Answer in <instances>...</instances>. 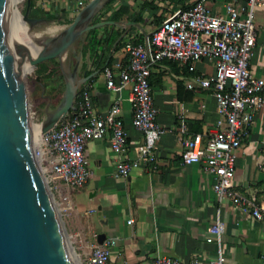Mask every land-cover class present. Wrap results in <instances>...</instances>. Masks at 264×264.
Instances as JSON below:
<instances>
[{
	"label": "crops",
	"instance_id": "1",
	"mask_svg": "<svg viewBox=\"0 0 264 264\" xmlns=\"http://www.w3.org/2000/svg\"><path fill=\"white\" fill-rule=\"evenodd\" d=\"M40 1L50 12L59 15L70 12L69 0ZM193 1L189 0L188 4ZM225 1L205 0V3L211 12L221 14ZM155 4L157 10L141 11V3L115 0L113 8L124 5L128 12L116 21L120 22L118 25L106 20L109 16L106 14L101 21L106 23L96 28L102 37L117 33L116 40L99 46L91 59L86 57L84 68L83 61L80 64L78 77H87L80 86L91 85L94 111L103 114L113 103L119 104L126 141L120 155L110 148V131L101 139L88 141L84 154L90 176L86 183L73 189L60 185L62 194L69 197L63 222L72 248L84 261L97 243V235L103 233L106 239L115 241L110 247L108 264H153L158 256H170L182 262L192 259L206 262L215 257V244L206 242V236L207 228L218 215L224 227L223 264H264V211L260 220L242 213L229 199L216 196L212 189L213 176L200 164L181 161L184 138L200 133L204 143L218 128L220 118L211 92L186 87L193 75H212L213 60L202 59L195 64L194 71L185 73L182 68L185 65L176 61L160 62L151 70L152 80L159 81L151 87L158 110L157 122L164 130L156 143V159L140 164L127 178L113 174L116 161L132 158V147L142 143L143 137L131 124L130 87L119 92L107 88L102 67H110L116 77L119 66L127 60L126 45L144 41L161 23L155 22L154 15L158 16L166 6L170 12L179 7L167 1ZM138 13V21H132L129 16ZM168 13L164 12L163 16ZM254 13L256 42L249 58V70L252 75L264 78V3ZM87 71L91 72L84 76ZM181 116L187 126L186 134L179 131ZM232 185L264 208L263 109L255 113L248 135L237 150ZM56 196L59 201V195Z\"/></svg>",
	"mask_w": 264,
	"mask_h": 264
},
{
	"label": "built area",
	"instance_id": "2",
	"mask_svg": "<svg viewBox=\"0 0 264 264\" xmlns=\"http://www.w3.org/2000/svg\"><path fill=\"white\" fill-rule=\"evenodd\" d=\"M69 2L80 10L89 0ZM263 3L264 0H227L221 14L211 12L205 0L193 1L185 9L178 7L169 12L144 41L126 45L127 61L119 66L116 77L110 67L103 69L107 88L119 92L130 87L131 124L143 137L142 143L132 147V158L116 161L115 177L127 178L140 164L156 159V143L164 130L157 122L158 110L149 83L151 70L160 62L176 61L194 71L197 62L208 58L213 60L214 73L193 75L186 87L211 92L220 118L218 128L204 143L200 133L184 138L181 161L200 164L212 175V189L219 199L227 198L242 213L262 219L264 208L235 190L232 179L237 150L248 135L255 113L264 110V78L252 75L249 70V58L256 42L254 12ZM90 87L79 86L77 110L41 134L36 148L37 159L43 165L40 169L48 173L49 190L59 195L63 211L68 210L69 197L62 194L60 185L72 189L82 187L90 176L84 154L86 143L101 139L110 131L111 150L120 155L125 149L126 133L119 116V104L113 103L103 114L95 112ZM179 131L187 132L182 116ZM131 222L127 220L128 224ZM223 229L218 215L207 228L206 242L216 247L213 259L182 262L174 257L158 256L153 264H223ZM114 243L113 239L106 238L96 243L82 264H108Z\"/></svg>",
	"mask_w": 264,
	"mask_h": 264
},
{
	"label": "water",
	"instance_id": "3",
	"mask_svg": "<svg viewBox=\"0 0 264 264\" xmlns=\"http://www.w3.org/2000/svg\"><path fill=\"white\" fill-rule=\"evenodd\" d=\"M25 1L22 21L32 26L39 19L28 16L30 0ZM107 1L89 0L67 26L37 42L41 49L34 58L27 51L20 56L19 65L28 58L37 75L45 73L43 66L48 70L49 64L57 62L63 76L62 96L46 111L41 134L75 108L78 88L87 77L76 74L77 56L71 71L64 70L63 59L86 32L106 23L91 24ZM21 47L16 48L26 50ZM17 64L15 0H0V264H77L37 162L27 94ZM104 239L105 234L97 235V243Z\"/></svg>",
	"mask_w": 264,
	"mask_h": 264
},
{
	"label": "rangeland",
	"instance_id": "4",
	"mask_svg": "<svg viewBox=\"0 0 264 264\" xmlns=\"http://www.w3.org/2000/svg\"><path fill=\"white\" fill-rule=\"evenodd\" d=\"M142 1L144 0H131V2L135 4H139V5L140 3H142ZM25 2H26L25 0H16L15 2L16 17H18L19 19L22 18V14L25 10ZM40 2H41L40 0L36 1L37 4H42ZM69 6H71L69 8L70 9L69 14L59 15V18H58L59 21L58 20H39L35 22L32 26H30L29 23L27 22L25 23V28L28 29L27 32L29 36H31V40L33 44L37 45L38 41H41L43 38L54 35L60 30H62L65 26L68 25L65 22L66 19H71V21L73 20L74 15L79 10L71 2ZM163 10L165 13L170 12L169 11L170 8L168 6H166ZM53 12L59 14L58 12H55V11ZM83 42H84V35L82 36L80 40L77 41L76 44H74L72 48L69 49L71 52L69 50L67 51L65 55L66 58L63 59L64 70L71 71L73 67L75 66L76 56L78 57V63L76 65L77 76H78V70H79L80 64L82 62L81 55H78V53H79V49L81 45L83 44ZM27 48H28V53L30 55L36 56V54L32 50H30L29 47ZM55 67H56L55 64H49L48 70H53L55 69ZM35 68L36 67H33V70H32L31 65L26 67L25 75H23V83L25 86L28 105H29L30 123L39 126L42 120H44L45 118L46 111L53 109L59 103L63 90H64V88L62 87L64 84V80H63V76H62L60 68L58 70V74L53 76L52 78H45L44 77L45 73L41 75H37ZM39 144L40 142L39 143L36 142L35 148H37ZM37 162L40 167L43 166L39 158L37 159ZM41 173L47 185L51 187V185L46 180L48 179V175H47L48 173L45 172V170H41ZM50 192H52L51 194H52L54 206L61 220V224H62V228L65 233V237L72 249L76 262L77 264H82V261L78 258V256L74 252L72 245H71L70 237L68 236L65 230V226L63 222V214L65 213V211L62 210L61 204L57 200L58 199L56 196L57 194H55L53 190H50Z\"/></svg>",
	"mask_w": 264,
	"mask_h": 264
},
{
	"label": "trees",
	"instance_id": "5",
	"mask_svg": "<svg viewBox=\"0 0 264 264\" xmlns=\"http://www.w3.org/2000/svg\"><path fill=\"white\" fill-rule=\"evenodd\" d=\"M36 1L37 0H30L29 13H28V16L30 18L39 19V20H58L59 14L50 12L49 9H47L45 6L41 4H37ZM156 1H159V2L167 1L169 4H175L176 6H179L182 9H185L189 6L188 4L189 0H144L141 3L140 10L141 11L144 9L157 10L159 7L155 4ZM114 2L115 0H108L105 3V5L101 8L99 14L92 20L91 24L101 22L106 14L109 15L108 18H106V20L119 21L121 17L128 12V7L124 5H120L117 8H113ZM25 6H26V2H25ZM163 13L164 11H162L158 16L154 15V19L156 23L162 22V20L165 18V16H163ZM129 17H131L130 19L135 22V21H138V19L140 18V14L138 13L135 16H129ZM65 22L66 24H69L71 22V19H66ZM106 26L107 25H104L103 27L106 28ZM98 30H99L98 28L90 29L84 35L85 42H83V44L81 45L79 49L81 59L83 61L82 62L83 68L86 65L85 63L86 57L91 59L94 55H96L97 49L99 46H103L106 43L112 44L116 40V37L118 36L117 33L108 34L105 37L98 36ZM168 62L172 64L171 62H174V61H168ZM55 65L56 67L53 70H46L45 66H43V69L45 71V75H44L45 78H52L53 76L58 74V70H59L58 63L56 62ZM104 67H102V69H104ZM182 68L185 70L184 73L187 72L188 67L186 65L183 66ZM90 72L91 71H87L84 76L89 75ZM149 83L152 86V85L159 84V81L158 79L152 80V76L150 75ZM178 86L179 87L177 90H178V94H180L181 85L178 84ZM62 87L64 88V84ZM78 103H79V96L76 95L75 100H74L75 108L73 110H70L66 117H68L69 115H71L73 112L77 110Z\"/></svg>",
	"mask_w": 264,
	"mask_h": 264
},
{
	"label": "bare ground",
	"instance_id": "6",
	"mask_svg": "<svg viewBox=\"0 0 264 264\" xmlns=\"http://www.w3.org/2000/svg\"><path fill=\"white\" fill-rule=\"evenodd\" d=\"M15 2H16V0H15ZM27 30L28 29L25 28V23H23L22 18L19 19L18 17H16V7H15V63L16 64L18 63L17 64V70L22 75H25L26 67L30 66V62H29L28 58H25L23 60V62L19 65V60H21L20 56L22 55V53H24L26 51L28 52L27 47H29L30 50H32L35 54H37L39 52V50L41 49V46L39 44L35 45L32 43L31 36H29ZM67 36H68V32L65 36H63V38H65ZM49 42L50 41H47L46 43L49 44ZM21 45L25 46V48H26L25 51L24 50L22 51ZM17 46L21 47V48L17 49L16 48ZM34 57L35 56L30 55V58H34ZM30 130H31V133L33 134L32 137H33L34 145H36V142L37 143L40 142L41 126L40 125L37 126V125L30 123Z\"/></svg>",
	"mask_w": 264,
	"mask_h": 264
}]
</instances>
